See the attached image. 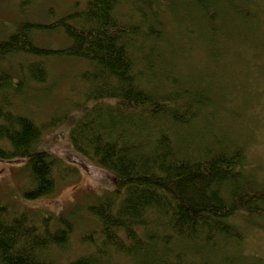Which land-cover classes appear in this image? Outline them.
Here are the masks:
<instances>
[{"label":"trees","instance_id":"obj_1","mask_svg":"<svg viewBox=\"0 0 264 264\" xmlns=\"http://www.w3.org/2000/svg\"><path fill=\"white\" fill-rule=\"evenodd\" d=\"M40 1L14 0L13 16H0V162L24 167L30 183L24 201L53 192L55 171L64 170L62 161L40 147L42 128L12 113L11 100L20 99L25 88L18 80L19 67L32 86H40L45 61L61 58L84 64L83 82L94 89L88 98L91 106L82 112L83 121L80 116L76 124L69 122V137L77 157L92 162L108 186L96 204L85 208L98 228L83 239L92 254L65 264H108L104 261L110 251L129 264L248 262L223 256L215 245L237 247L243 238L238 221L248 227L263 218L264 182H256L235 142L214 127L222 108L208 99L213 89L191 77L183 82L169 79L164 71L180 61L179 51L188 50L189 35L196 33L195 26H189L193 24L208 40L197 59L217 63L225 54L217 40L232 41L239 31L224 27L232 21L248 28L254 24L248 14L253 11L237 8L251 3L189 0L199 19L187 22L185 35L175 22L184 49L174 47L168 37L174 34L161 26L160 17L171 16L174 0H73L74 11L47 24L29 16ZM45 14L56 17L53 7ZM248 28L236 38L243 41ZM58 32L68 43L61 49L42 46L35 37ZM14 56L31 62L25 69L16 64L17 75L12 76L1 65L7 62L8 67ZM188 126L189 137L175 133ZM9 215L0 207V264H62L49 251H67L73 225L66 217L37 225L25 212L12 219ZM94 234L98 239H92ZM212 255L216 260L210 262Z\"/></svg>","mask_w":264,"mask_h":264},{"label":"rangeland","instance_id":"obj_2","mask_svg":"<svg viewBox=\"0 0 264 264\" xmlns=\"http://www.w3.org/2000/svg\"><path fill=\"white\" fill-rule=\"evenodd\" d=\"M50 1L41 0L31 8L29 16L32 21L47 24L74 11L73 0ZM247 1L251 5L241 2L244 5H237V8L243 9L245 13L253 11L248 14L254 24H249L248 28V25L243 27L232 21L224 27L226 31L237 29L238 33L248 28V36L242 34L243 41L236 38L238 33L233 35L232 41L219 39L217 43L223 45L225 50L221 59L217 63H212L208 58L198 60L199 54H204L208 40H203L204 37L200 35L195 24L189 25L195 26L196 33L189 35L188 50L177 53V59L186 62H175L172 70L164 72L169 79L177 77L178 81L183 82L189 81L191 77L193 82L202 80V83L206 82L205 85L213 89L208 99H212V102L222 108V115L216 119L213 126L219 134L228 135L235 142L236 149H240L245 156L246 168L254 174L258 183L264 182V0ZM183 2L186 5H183ZM171 4V16L166 14L160 17L163 22L161 26L167 25V33L174 34L168 35L174 47L182 46L185 49L184 40L177 35L176 25L180 26L179 31L185 35L186 29H190L186 26L187 22H195L197 14L195 15V11L189 7V0H174ZM51 7L56 14L54 18L45 14ZM4 14L9 18L13 16L14 0H0V16ZM216 23L222 25L217 20ZM35 37L42 46L54 50L68 45L59 32L51 35L37 34ZM229 42H234L231 49L227 46ZM54 59L44 62L46 76L40 86H32L25 77V70H20L19 67L18 80H22L25 88L20 92V99L11 100L10 110L32 120L42 128L40 147L60 159L64 170L55 171V188L51 194L34 202H26L22 194L30 187V183L24 167L19 162H0V207L9 212L8 218L11 219L25 212L29 221L37 225H40L42 220L55 219L60 215L66 217L73 225L67 251H49L56 262L65 264L78 256L92 254L83 239L98 228L96 222L86 216L85 208L96 204L99 197L105 194L104 185L108 186V180L95 169L92 162L77 157L69 137V122L75 120L76 124L80 116L83 121L85 118L82 112L91 106L88 98L92 96L94 89L83 82L86 66L75 60ZM30 62L14 56L10 59L8 67L6 62V66L1 65V69L4 73L14 76L17 71L16 64H23L25 69ZM161 82L163 81L159 83L164 86ZM95 103L98 104L96 101ZM192 130L199 132L197 127ZM175 133L189 137V126L176 129ZM221 135L220 138L223 137ZM200 137H204V134L200 133ZM238 222L243 235L242 242L237 244L238 248L231 243L228 246L216 243L215 250L221 251L223 256L248 260L245 264H264V216L254 226L246 227ZM92 239H98L97 234H94ZM105 251L108 253L109 250ZM107 256L109 259L106 258L105 263L129 264L123 255L110 251ZM209 260L213 262L216 258L212 255Z\"/></svg>","mask_w":264,"mask_h":264}]
</instances>
